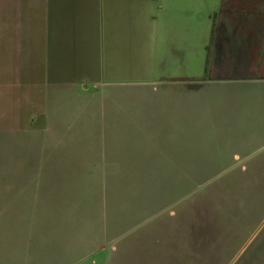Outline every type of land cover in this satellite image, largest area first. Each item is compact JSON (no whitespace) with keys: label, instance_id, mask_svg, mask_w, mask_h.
Here are the masks:
<instances>
[{"label":"rangeland","instance_id":"1","mask_svg":"<svg viewBox=\"0 0 264 264\" xmlns=\"http://www.w3.org/2000/svg\"><path fill=\"white\" fill-rule=\"evenodd\" d=\"M134 86L46 130L0 92V213L34 202L35 264H264L263 137L146 136Z\"/></svg>","mask_w":264,"mask_h":264},{"label":"crops","instance_id":"2","mask_svg":"<svg viewBox=\"0 0 264 264\" xmlns=\"http://www.w3.org/2000/svg\"><path fill=\"white\" fill-rule=\"evenodd\" d=\"M130 85L159 94L142 105L146 136L264 141V0H0V92L44 130L95 118L105 89ZM11 202L0 264H35L34 202Z\"/></svg>","mask_w":264,"mask_h":264},{"label":"trees","instance_id":"3","mask_svg":"<svg viewBox=\"0 0 264 264\" xmlns=\"http://www.w3.org/2000/svg\"><path fill=\"white\" fill-rule=\"evenodd\" d=\"M206 72L208 73V68H207ZM204 80H205V79H204Z\"/></svg>","mask_w":264,"mask_h":264}]
</instances>
